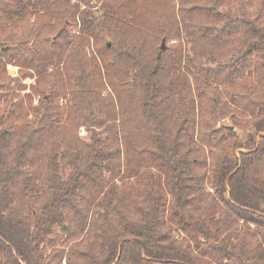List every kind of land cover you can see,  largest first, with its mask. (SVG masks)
<instances>
[{
	"label": "trees",
	"instance_id": "trees-1",
	"mask_svg": "<svg viewBox=\"0 0 264 264\" xmlns=\"http://www.w3.org/2000/svg\"><path fill=\"white\" fill-rule=\"evenodd\" d=\"M78 1L0 0V30L26 12L34 36L4 65L35 76L0 117V264H264V21L222 13L225 0H96L99 16ZM253 52L259 87L235 101L250 128L211 126L228 114L215 83Z\"/></svg>",
	"mask_w": 264,
	"mask_h": 264
},
{
	"label": "rangeland",
	"instance_id": "rangeland-1",
	"mask_svg": "<svg viewBox=\"0 0 264 264\" xmlns=\"http://www.w3.org/2000/svg\"><path fill=\"white\" fill-rule=\"evenodd\" d=\"M72 3H76L79 5L80 9L86 8V4H83L82 2H79L78 0H71ZM28 5V3H27ZM89 9L93 11V13L96 16H99V11L97 9V6L99 3L96 0H90L89 1ZM219 9L222 11V13L227 12L228 14H231L232 16H238L240 13L243 11L246 12L249 16L255 17L256 15L259 16V18L264 21V0H225L224 4L219 5ZM26 14V12H25ZM25 14H18L14 15L13 19L18 20V25L16 27H6L3 30H0V117H7V115L10 113L12 110V102L16 101L17 97L13 95L14 93H18V96L23 95L25 92L30 91V85L34 83L35 81V76H27V77H21L22 72L24 68L22 66H19L16 62V57L10 62L4 65L5 59L9 58L12 55H15V51H18V55H27L26 47H30L33 40L34 36L31 34V27L32 23L31 20L32 18L29 19L28 21H24L23 15ZM236 23H239L236 22ZM80 27H81V20L79 15L76 16V22H72L70 26V30L72 35L73 34H79L80 33ZM28 29V30H27ZM245 29V28H244ZM89 44L86 46V51L88 55L91 53H94V55L97 53L96 48L94 45V39L92 37H89ZM231 39V38H230ZM245 39V37H244ZM183 45H182V57L180 64L182 65V70L188 73L189 69H191V64L189 63L190 57L192 56V42L190 40V36H188L185 32L182 33V39H181ZM170 40H164L165 47L166 45L169 46ZM162 43V40L159 39V42L157 43V47H159ZM243 46L242 44L238 45V48ZM251 56V58H250ZM254 56V52L252 55H246L247 61L244 62V60H239L237 66L235 65V68L239 70L236 75H234L232 80L229 81V79L223 77L221 78L218 82H216V86L219 89L218 91L221 92V100L223 102L227 101V106L225 109H228V114L225 117H219L215 122L214 120L212 121L211 126H219L220 124H226V125H231L234 126L235 121L236 123L244 125L246 128L243 129V127L236 126V129L240 131V129L247 130L248 128V123L247 121L250 119L252 116L251 113H249V110L246 108V103L243 101L242 104H238L236 99H239V96L237 93H244L245 95L247 93L251 94L255 93V89L257 86L259 87L258 79H257V73L254 71V64L253 61L256 59ZM230 59H232V54H229L226 58L224 59H219L218 62L223 63L225 60L230 61L233 63ZM250 59H253L250 62ZM251 63V67L248 66V63ZM253 64V65H252ZM208 66V63L205 64ZM213 66H216L217 63L212 64ZM219 66V65H218ZM222 68L226 69L225 72L229 71L230 69L227 66L221 65ZM54 66L50 65L48 67V70H51ZM251 68V69H249ZM20 69V70H19ZM33 73V71H32ZM191 75V74H190ZM19 81L21 83H24L26 86L24 89H19L17 88L19 85ZM194 86V83H193ZM258 89V88H257ZM225 90H227L230 94V96L225 93ZM106 90L104 91V93ZM215 91L212 92L214 94ZM216 95V93L214 94ZM226 95V98L224 97ZM218 98H220L219 94L217 95ZM47 97V94H46ZM87 97V108L88 111L92 112V116L94 118L98 117L99 119L104 120L106 116L99 112L95 107H93L90 102H91V97L86 94ZM228 97V98H227ZM233 97V98H232ZM234 99V100H233ZM241 99V98H240ZM39 101L38 95H35L33 98V105H37ZM57 103L60 105L64 104L66 102V98H59L56 100ZM198 109V108H197ZM32 117V114L29 115V118ZM5 127L9 126L8 123L4 124ZM3 127V125L1 126ZM92 128L90 126H87L86 124H82L79 126L78 132L79 136L81 138H87L89 135V129ZM98 131V130H97ZM222 133V131H221ZM224 136L227 137V132L226 130L224 131ZM218 135L220 136V132H218ZM101 137H104V134H101ZM226 141H223V143ZM235 153L238 152V150L234 151ZM148 162H145V165H148ZM132 168V167H131ZM131 168H126L124 169L125 172H130ZM147 166L141 168L146 169ZM151 168L154 171V168L151 166ZM157 172V171H156ZM126 173V174H128ZM204 171H197L196 173V184L197 187L201 190L204 189H210L211 185L208 184L203 178ZM169 188L167 186L166 191L168 192ZM171 195L170 193L166 195L167 200L170 199ZM176 227V224L174 225ZM173 233L177 235H189L185 231H178L176 228L174 229ZM204 244L200 246V249L198 250L199 252L202 253L203 257H208L206 253H204ZM209 258V257H208ZM210 261H212V264H216V262H213L211 258H209ZM226 264H235L232 261L226 262Z\"/></svg>",
	"mask_w": 264,
	"mask_h": 264
},
{
	"label": "water",
	"instance_id": "water-1",
	"mask_svg": "<svg viewBox=\"0 0 264 264\" xmlns=\"http://www.w3.org/2000/svg\"><path fill=\"white\" fill-rule=\"evenodd\" d=\"M165 48V43H164V39L162 40V43H161V49H164Z\"/></svg>",
	"mask_w": 264,
	"mask_h": 264
}]
</instances>
